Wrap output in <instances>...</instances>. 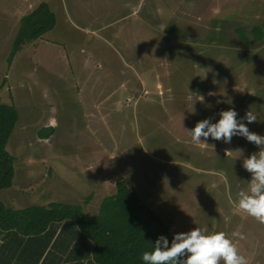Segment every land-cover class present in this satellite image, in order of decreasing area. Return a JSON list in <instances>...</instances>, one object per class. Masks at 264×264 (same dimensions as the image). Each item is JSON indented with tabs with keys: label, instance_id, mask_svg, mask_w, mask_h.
Here are the masks:
<instances>
[{
	"label": "rangeland",
	"instance_id": "374dc122",
	"mask_svg": "<svg viewBox=\"0 0 264 264\" xmlns=\"http://www.w3.org/2000/svg\"><path fill=\"white\" fill-rule=\"evenodd\" d=\"M41 2L56 16L41 38L53 50L25 46L9 67L19 20ZM263 23L264 0H0L2 100L18 114L7 143L15 184L0 200L79 204L124 180L172 238L225 232L249 264H264V224L235 205L251 180L243 160L259 149L239 136L196 146L185 131L231 108L237 119L252 111L256 122H244L264 136V36L248 33ZM51 119V139L37 138Z\"/></svg>",
	"mask_w": 264,
	"mask_h": 264
},
{
	"label": "trees",
	"instance_id": "16d2710c",
	"mask_svg": "<svg viewBox=\"0 0 264 264\" xmlns=\"http://www.w3.org/2000/svg\"><path fill=\"white\" fill-rule=\"evenodd\" d=\"M55 14L45 2L22 16L6 62L50 32ZM244 30L236 29L242 34ZM253 42L264 36L262 26L249 32ZM245 42L249 39L241 36ZM4 78L0 89L6 84ZM18 120L13 105L0 102V192L13 185L14 157L7 143ZM37 138L48 140L54 127H43ZM114 193L104 196L97 213L84 209L93 192L82 203L48 202L45 206L11 209L0 201V264H143L142 254L170 230L124 180L114 185Z\"/></svg>",
	"mask_w": 264,
	"mask_h": 264
},
{
	"label": "clouds",
	"instance_id": "9594fccd",
	"mask_svg": "<svg viewBox=\"0 0 264 264\" xmlns=\"http://www.w3.org/2000/svg\"><path fill=\"white\" fill-rule=\"evenodd\" d=\"M219 11L216 9L215 14L218 15ZM193 98L196 102H205L204 95L200 93H190L189 99ZM218 115L220 118L215 123L207 118L185 131L196 146L209 147V138L230 143L236 136L257 146L259 151L243 160L242 166L250 173L251 180L247 183V190L238 193L235 205L241 212L264 224V136L251 132L244 122L254 123L257 117L249 110L242 119H237L238 113L231 108ZM232 153L235 152L226 151L225 155ZM232 237L245 239L239 231L233 232ZM152 245L151 251L142 254L143 264H249L248 259L240 254L237 244L225 232L207 234L196 227L186 233L174 234L170 244L165 236H160Z\"/></svg>",
	"mask_w": 264,
	"mask_h": 264
},
{
	"label": "crops",
	"instance_id": "0c3cea01",
	"mask_svg": "<svg viewBox=\"0 0 264 264\" xmlns=\"http://www.w3.org/2000/svg\"><path fill=\"white\" fill-rule=\"evenodd\" d=\"M50 8V7H49ZM51 10V9H50ZM52 11V10H51ZM53 12V11H52ZM54 13V12H53ZM55 18H56V16H55ZM55 25H56V23H55ZM54 28H55V26H54ZM34 43H36L37 44V49L39 48V47H43L44 48V50H48L49 52H51L53 49H52V47H50L49 45H54L55 44V42L54 41H44V40H42V39H39V40H37V42H34ZM31 61H32V59H31ZM13 62V61H12ZM12 64V63H11ZM11 66V65H10ZM6 78V77H5ZM7 79V78H6ZM7 83V82H6ZM6 86H7V84H5L1 89H0V102L2 103V104H6V105H8L7 104V102H5V101H3L2 100V94H4L5 95V97L7 98V95H6ZM17 111V110H16ZM18 121V120H17ZM46 124H49V126H51V127H54V125H53V120L51 119L50 121H47L46 122ZM45 124V125H46ZM37 132H38V130H35V135H36V137H37ZM54 134V133H53ZM53 136V135H52ZM51 136V137H52ZM51 137L48 139V140H50L51 139ZM10 139V138H9ZM47 140V141H48ZM14 157V156H13ZM15 160V159H14ZM23 168H25V166L23 167ZM41 176H43L42 174H41ZM41 180H42V178H41ZM15 184V174H14V178H13V185ZM13 185H12V187H13ZM12 187L11 188H9V189H6V190H3V191H8V190H11L12 189ZM15 187V186H14ZM33 186H32V184L30 183V184H28V186H27V188L26 189H23L21 192L23 193V195L24 196H28V191H30V189L32 188ZM3 191H1V192H3ZM0 192V193H1ZM114 193V192H113ZM97 194V192H94V194H93V196H92V198H91V200L89 201V205H88V207H84L85 209H86V211H88V209L90 210V208H93L94 206H96L97 205V209L99 208V206L98 205H100V203L98 204V202H99V200L103 197H101L100 199H98V197L100 196V193H99V195H96ZM106 196V195H105ZM1 201V200H0ZM2 202V201H1ZM97 202V203H96ZM101 202V201H100ZM3 203V202H2ZM44 203H47L48 204V202H41V205H44ZM4 204V203H3ZM87 204V203H86ZM5 205V204H4ZM6 206V205H5ZM7 207V206H6ZM9 208V207H8ZM14 210H16V209H14Z\"/></svg>",
	"mask_w": 264,
	"mask_h": 264
}]
</instances>
